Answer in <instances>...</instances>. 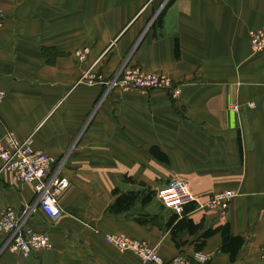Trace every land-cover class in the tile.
<instances>
[{
  "label": "crops",
  "instance_id": "1",
  "mask_svg": "<svg viewBox=\"0 0 264 264\" xmlns=\"http://www.w3.org/2000/svg\"><path fill=\"white\" fill-rule=\"evenodd\" d=\"M165 1L0 0V144L9 133L30 136L34 149L63 160L60 174L69 181L56 220L39 209L27 220L51 246L23 257L3 248L0 232V264H153L105 234L144 240L165 259L200 251L209 256L205 264H264V51L254 53L248 35L264 26V0H173L155 35L148 24ZM83 48L80 59L75 52ZM123 61L166 74L177 96L78 82L92 64L107 79ZM173 179L186 180L195 196L237 195L224 211L192 210L188 217L201 228L179 231V246L165 227L172 211L156 196L108 212L114 188L137 190L143 182L156 192ZM34 200L32 182L0 168V215ZM145 212L158 223L134 219ZM223 225L242 238L235 259L221 248L220 231L194 249L199 233Z\"/></svg>",
  "mask_w": 264,
  "mask_h": 264
},
{
  "label": "built area",
  "instance_id": "2",
  "mask_svg": "<svg viewBox=\"0 0 264 264\" xmlns=\"http://www.w3.org/2000/svg\"><path fill=\"white\" fill-rule=\"evenodd\" d=\"M159 7L151 18L148 27L165 5ZM2 11L0 9V22ZM249 43L254 53L264 51V26L250 30ZM86 49L75 52L76 56L83 59ZM94 64L87 67L78 82L87 85L104 83L107 88L118 87L121 89H164L172 97L179 91L173 80L161 72H145L136 65H129L123 61L112 75L104 79L102 74L94 71ZM5 91L0 89V103L5 98ZM237 105H231L236 110ZM0 168L9 170L18 182H32L35 189V200L31 206L16 210L7 207L0 215V232L5 234L3 248L18 252L23 257H28L32 252L46 249L51 246L48 234L45 231L35 230L27 225L30 215L39 209L49 220H56L60 214L58 205L59 194L68 186L69 181L60 174L63 160H56L41 150L34 149L30 144V136L17 140L10 133L6 135V142L0 144ZM155 195L162 205L172 212L181 215L183 206L189 202L195 204V209L218 208L224 211L230 200L237 195L233 190H223L209 193L204 196H195L189 190L186 180L173 179L156 190ZM105 240L119 250L133 252L142 262L153 264H192L193 261L205 264L209 256L200 251L193 252L190 256L177 254L171 258H163L157 248L148 245L144 240L136 239L125 234H105ZM260 259L264 262V241L260 247Z\"/></svg>",
  "mask_w": 264,
  "mask_h": 264
},
{
  "label": "trees",
  "instance_id": "3",
  "mask_svg": "<svg viewBox=\"0 0 264 264\" xmlns=\"http://www.w3.org/2000/svg\"><path fill=\"white\" fill-rule=\"evenodd\" d=\"M173 0H167L163 8L160 10V12L157 14L155 19L152 21L150 27L153 28V34H157L156 30L161 27V18L164 14V11L170 5V3ZM178 52V47L175 45V53ZM157 157L162 161H167V157L164 154H155ZM126 180H129L131 182H134V180L131 179V177H126ZM140 186V189L137 190H129L126 192H118L117 188L113 189V194H116V197L114 201L109 205L108 212L111 214H119L125 211L130 210L137 201L140 202V204L146 205L151 201L153 197H155V191L150 189L146 184L143 182L137 183ZM195 209V204L193 202H189L183 206V212L181 215H178L174 212H171L170 216L167 218L165 227L169 229L171 236L173 240L175 241V244L179 246V242L175 240L176 234L185 229L189 233H197L198 230L201 228V225L198 223H194L191 218L188 217V214ZM134 219L139 223H149V224H157V216L151 215L147 212L145 213H138ZM221 232L223 243L221 248L229 253L230 259L233 260L236 258L238 251L240 249V246L242 244V238L238 236H231L228 233V227L227 225H223L219 228L215 229H206L199 233L195 238V250H199L204 242L205 239L210 236L211 234L215 232ZM181 243V242H180Z\"/></svg>",
  "mask_w": 264,
  "mask_h": 264
},
{
  "label": "rangeland",
  "instance_id": "4",
  "mask_svg": "<svg viewBox=\"0 0 264 264\" xmlns=\"http://www.w3.org/2000/svg\"><path fill=\"white\" fill-rule=\"evenodd\" d=\"M156 196V195H155ZM157 197V196H156ZM158 199V198H157ZM159 200V199H158ZM159 202H160V200H159ZM161 203V202H160ZM161 205H162V203H161ZM163 206V205H162ZM164 207V206H163ZM165 208V207H164Z\"/></svg>",
  "mask_w": 264,
  "mask_h": 264
}]
</instances>
